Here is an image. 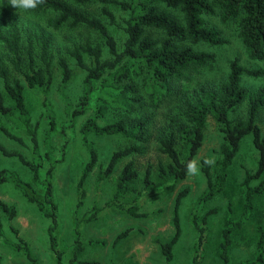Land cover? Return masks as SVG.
<instances>
[{
	"label": "rangeland",
	"instance_id": "obj_1",
	"mask_svg": "<svg viewBox=\"0 0 264 264\" xmlns=\"http://www.w3.org/2000/svg\"><path fill=\"white\" fill-rule=\"evenodd\" d=\"M100 4L89 5L86 9L91 15L100 14ZM115 13L119 26L112 28L118 40L123 41L124 35L120 26L123 13L114 5H109ZM48 13H36L33 9L14 8L9 0L0 1V29L4 30L7 23L15 21L20 32L22 51L25 56L23 67L28 69L27 51L31 45L35 66L44 69L41 59L42 38L47 39L46 56L50 60L52 81L47 93V106L43 103V93L28 87L24 76L16 71L4 60L11 78H18L24 85V98L30 113L31 124L35 128L37 144L34 146L29 133L13 119L0 114V140L10 150L21 152L26 159L38 164L39 179L33 181L32 172L15 157H5L0 153V167L7 174L15 176L21 185L36 199L43 201L45 171L49 166L46 157L47 147L45 138L49 135L51 157L54 160L52 173V199L56 208L52 209L45 203L44 209L53 210L57 218L55 236L57 247L61 251L60 264H67L72 256L75 245V228L78 225L80 241L83 250L78 260H96L99 264H164L161 244L169 241L175 232L173 224L174 204L177 193L187 188L188 193L178 206L180 234L173 246V257L169 264H192L195 253L198 230L193 219L199 226H205V241L199 250L201 259L199 264H223L220 257L221 230L225 220H240L243 215L242 183L246 172L254 173L258 168L259 152L255 147L252 135L242 137L239 149L227 170L223 189L202 205H195L197 198L207 189V180L201 166L202 160L214 158L209 165L210 173L214 175L215 165L221 158L220 145L223 134L216 119L208 115L204 128V138L193 161L197 163L198 172L194 175L187 173L183 179L162 184L159 178V164L166 166L168 157L157 148L156 138L166 127L167 118L176 113V101L167 103L154 110V122L150 127V141L144 154H131L122 158L113 171L99 179L100 173L106 168L113 151L122 149L132 141L120 135L102 136L90 134L88 140L97 152L96 165L86 177L81 192L77 190V182L84 165L89 160V152L84 145L80 127L89 118H97L100 124L113 122L118 118L137 116L139 113L149 112L147 100L142 97L141 102L134 106L131 115H124L122 110L99 100L101 115L96 116L95 104L85 106L83 113L70 118V113L78 106L83 92V81L86 71L79 67L70 55V51L87 41L92 44H102V37L95 31L85 27L62 26L53 29L48 22ZM209 26L216 27L222 33L226 42L218 46L197 44V50H206L216 55L215 61L201 68L184 82V93H193L198 85L204 83H218L224 80L229 70V64L236 59L243 67L250 69L264 68V60H252L238 35L235 22H222L219 16H204ZM157 36V33H155ZM0 45V54L4 56ZM104 56H107L104 48ZM67 61L71 69V77L62 84L59 60ZM89 65L92 60L85 57ZM242 84L254 91L264 86V76L250 77L242 75ZM98 81L95 83V89ZM0 92L4 93L0 79ZM6 96V95H5ZM6 103L13 105L6 96ZM248 110V100L239 104L230 112V117L237 121H245ZM53 119L54 129L50 130L49 121ZM256 122L264 135V106L257 113ZM7 128L11 133L23 139L22 144L10 140L3 134L1 128ZM50 132V133H49ZM132 161L137 176L130 182L135 191L125 193L119 201L113 198L117 180L123 165ZM150 168L151 179L156 187L150 190L144 188L143 176ZM264 179V174L251 180L255 187ZM0 200L16 209V215L10 219L0 208V264H33L24 251V244L28 253L36 264H57L56 256L50 248L47 227L50 219L34 202H29L21 189L12 182L0 184ZM79 201V202H78ZM136 208L137 213L146 216H133L127 209ZM205 217V221L203 217ZM94 214V219L86 222L84 218ZM11 227L18 230L21 244L13 234ZM258 227L264 230V192L255 194L252 198L250 215L242 220L240 227L233 229L231 243L228 250V264H257L254 262L259 238ZM125 229H129L126 236L115 244L114 238Z\"/></svg>",
	"mask_w": 264,
	"mask_h": 264
},
{
	"label": "trees",
	"instance_id": "obj_2",
	"mask_svg": "<svg viewBox=\"0 0 264 264\" xmlns=\"http://www.w3.org/2000/svg\"><path fill=\"white\" fill-rule=\"evenodd\" d=\"M2 1V0H0ZM99 3L102 19L87 12L91 4ZM114 5L123 13L120 26L124 38L118 43L112 28L119 26L115 13L109 8ZM36 13L46 12L50 15L49 24L53 29L62 26L85 27L97 32L103 40L102 44H92L89 41L74 47L70 55L77 65L86 71L83 81V92L79 98L78 106L70 113V118L83 113L85 106L92 102L95 104L96 116L101 115L99 100L114 105L122 110L124 115H131L134 106L141 102L142 97L147 100L149 112L139 113L133 117L118 118L113 122L100 124L97 118H87L80 127V133L85 147L89 152V160L84 165L77 190L81 192L82 185L89 172L96 165L97 152L88 135L113 136L120 135L132 141V144L112 152L106 168L100 173L99 179L110 174L117 163L131 154H144L150 141V127L154 122L153 111L160 106L176 101V113L167 118L166 127L156 138L157 148L164 153L169 162L166 166L159 164V178L162 184L183 179L187 175V165L193 161L204 138V128L208 115H212L219 124L223 134L220 145L221 158L215 165V173H210L208 164L202 160L201 170L207 180V189L197 198L195 205H202L223 189L227 170L237 153L242 137L252 135V140L259 152L258 168L254 173L246 172L242 183L243 215L240 220H225L220 243V257L223 264H228V250L231 243L233 229L240 227L242 220L250 215L252 198L255 194L264 192V179L252 187L250 182L264 174V135L259 128L256 117L264 106V86L249 91L242 84V75L250 77L264 76V68L250 69L243 67L234 59L229 64V70L224 80L218 83H204L198 85L193 93H184V82L199 69L215 61L216 55L206 50H197L193 46L205 44L218 46L226 42L219 29L209 26L204 18L219 16L222 22H235L238 35L246 49L248 57L252 60H264V0H44L33 9ZM157 33V36L155 35ZM0 45L3 54H0V79L7 98L13 105L6 103V96L0 92V114L13 119L18 125L26 129L36 146V132L31 124V117L24 98V85L18 78H11L4 60L14 71L22 74L29 88L40 90L43 93V103L47 106V93L52 81L50 60L46 56L47 39L42 38L41 59L44 69L35 66L31 45H28V69L23 67L25 56L22 51L20 32L15 21L7 23L4 30L0 29ZM104 48L107 56H104ZM92 62L88 65L85 57ZM62 74V84L71 77V69L63 58L59 60ZM98 87L95 89V83ZM248 100V110L245 121H237L230 117V112L239 104ZM50 130L54 129V121H49ZM1 131L10 140L22 144L23 139L2 127ZM50 133V132H49ZM49 135L45 138L47 147L46 157L50 163L45 171L43 201L33 197L13 175H9L0 167V184L12 182L16 188L22 190L29 202H34L50 219L47 227L48 240L51 250L56 256L57 264L61 261V251L57 247L55 229L57 218L53 210L44 209L49 203L52 209L56 204L52 199V173L54 160L51 157ZM0 153L5 157H15L32 172L33 181L39 179L38 164L29 161L16 150L8 149L0 140ZM137 176L132 161L126 162L121 168L113 198L119 201L121 197L131 191L130 182ZM144 188L150 190L156 187L151 179L148 167L143 176ZM188 193L187 188L181 189L174 204L173 224L175 232L173 237L161 244L164 264H169L173 257V246L180 234L178 206ZM79 202V201H78ZM0 208L12 219L16 215L14 206L0 200ZM127 211L133 216H146V213H137L135 206ZM203 220L205 221V217ZM94 214L88 215L86 222L94 219ZM198 230V240L192 264H199L200 249L205 241V226H199L193 219ZM11 230L21 244L19 232L14 227ZM1 231V222H0ZM129 229H125L113 240L115 244L126 236ZM259 238L256 243L257 254L254 262L264 264V230L258 227ZM75 245L72 256L67 264H99L96 260H78L83 250L80 241L78 225L75 228ZM27 258L35 263L24 244Z\"/></svg>",
	"mask_w": 264,
	"mask_h": 264
},
{
	"label": "clouds",
	"instance_id": "obj_3",
	"mask_svg": "<svg viewBox=\"0 0 264 264\" xmlns=\"http://www.w3.org/2000/svg\"><path fill=\"white\" fill-rule=\"evenodd\" d=\"M44 0H9V3L14 8H21V9H34L39 4H42ZM215 160L206 159L205 164L212 165L214 164ZM198 172L197 163L195 161L189 162L187 165V173L190 175H194Z\"/></svg>",
	"mask_w": 264,
	"mask_h": 264
}]
</instances>
